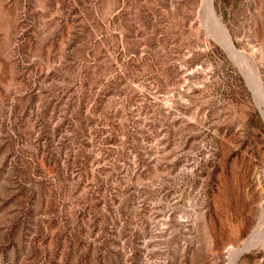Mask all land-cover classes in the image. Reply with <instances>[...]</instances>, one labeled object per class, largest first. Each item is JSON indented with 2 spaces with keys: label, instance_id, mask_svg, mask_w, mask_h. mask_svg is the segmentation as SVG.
<instances>
[{
  "label": "rangeland",
  "instance_id": "obj_1",
  "mask_svg": "<svg viewBox=\"0 0 264 264\" xmlns=\"http://www.w3.org/2000/svg\"><path fill=\"white\" fill-rule=\"evenodd\" d=\"M203 1L0 0V264H231L264 229L263 105ZM213 7L264 87V0Z\"/></svg>",
  "mask_w": 264,
  "mask_h": 264
},
{
  "label": "bare ground",
  "instance_id": "obj_2",
  "mask_svg": "<svg viewBox=\"0 0 264 264\" xmlns=\"http://www.w3.org/2000/svg\"><path fill=\"white\" fill-rule=\"evenodd\" d=\"M203 3H204L206 10H207V19L212 21L213 28H214V30L218 31L219 37H220L222 43L225 45V47L227 48V50L231 54V57L235 61H238L239 63H241L240 65L243 66V68H241V69L244 70V73H245V76L248 80V83L254 88L259 104L263 105L262 113L264 116V87H263L259 77L257 76L256 71L253 69L252 65L249 64V62L244 57V55L242 53L237 52L234 49V47L231 43V39H230V36H229L227 29L225 28V26L220 21L221 18H218L215 14L214 7H213V0H204ZM211 30H212V28H211ZM215 34H217V33H215ZM238 62H237V64H238ZM263 216L260 217V220L262 218H264ZM263 223H264V221H263ZM260 224H262V223H260ZM253 232L254 233L251 234L249 239L245 242L248 244L246 248H243V249L238 248L232 252L231 264H235L236 259L240 256V254L244 250L249 249L253 245H257L258 243H261V245L264 244V229L261 230L260 232L255 231V230Z\"/></svg>",
  "mask_w": 264,
  "mask_h": 264
},
{
  "label": "water",
  "instance_id": "obj_3",
  "mask_svg": "<svg viewBox=\"0 0 264 264\" xmlns=\"http://www.w3.org/2000/svg\"><path fill=\"white\" fill-rule=\"evenodd\" d=\"M247 245H248L247 243H244V244L242 245V247H241V248H242V249H243V248H246V247H247Z\"/></svg>",
  "mask_w": 264,
  "mask_h": 264
}]
</instances>
